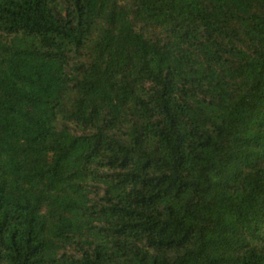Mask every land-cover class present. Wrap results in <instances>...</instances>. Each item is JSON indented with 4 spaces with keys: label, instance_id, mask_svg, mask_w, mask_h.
Wrapping results in <instances>:
<instances>
[{
    "label": "trees",
    "instance_id": "obj_1",
    "mask_svg": "<svg viewBox=\"0 0 264 264\" xmlns=\"http://www.w3.org/2000/svg\"><path fill=\"white\" fill-rule=\"evenodd\" d=\"M0 264H264V0H0Z\"/></svg>",
    "mask_w": 264,
    "mask_h": 264
}]
</instances>
